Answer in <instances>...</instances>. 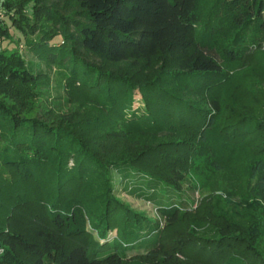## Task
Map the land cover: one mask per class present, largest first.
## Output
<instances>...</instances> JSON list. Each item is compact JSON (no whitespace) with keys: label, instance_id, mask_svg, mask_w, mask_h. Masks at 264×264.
Masks as SVG:
<instances>
[{"label":"trees","instance_id":"16d2710c","mask_svg":"<svg viewBox=\"0 0 264 264\" xmlns=\"http://www.w3.org/2000/svg\"><path fill=\"white\" fill-rule=\"evenodd\" d=\"M218 1L204 41L200 0H0V264H264V115L220 132L211 106L224 63L245 58L248 33L264 38V0ZM155 61L151 80L120 69ZM43 65L64 70L65 96ZM75 92L94 93L95 111ZM199 159L229 185L193 209ZM116 176L164 226L115 195ZM33 205L46 214L30 239L8 217ZM89 224L116 237L93 249Z\"/></svg>","mask_w":264,"mask_h":264},{"label":"rangeland","instance_id":"374dc122","mask_svg":"<svg viewBox=\"0 0 264 264\" xmlns=\"http://www.w3.org/2000/svg\"><path fill=\"white\" fill-rule=\"evenodd\" d=\"M197 14L195 16L197 34L201 40H208L212 35V28L215 24L219 22L220 19V3L218 0H200ZM249 37L247 43V54L241 62L229 63L225 62V72L226 75L221 82L219 93L216 95L217 103L216 106L211 103L212 112L217 118L216 125L221 132L222 130H230L234 128L236 124L240 127H244L248 124V119L251 117H262L264 115V38L253 37L252 32L248 33ZM212 39V38H211ZM20 51L26 56L28 60L33 59V56L29 53L26 47H20ZM50 79L51 84V96H56L57 93L62 94L67 93L69 89L62 90L65 85L64 81V70L61 68L45 67L43 65L40 67ZM122 71L129 72V74L136 71L137 76L141 80H151L153 76L158 73L160 69V63L155 61L151 66L146 67L145 64L141 65V70L137 69L133 65H124L120 68ZM68 88V87H67ZM94 93L86 92H75L72 97V102L75 103H85L87 107L95 111L96 106L93 103L92 96ZM135 107L139 108L140 111L145 109V101L142 96L136 91L135 96ZM246 118V119H245ZM250 136V135H249ZM198 170L195 173L190 174L187 178L191 180L192 183L199 184L198 187L204 186L203 193L196 190L194 193H187V201L189 199L194 200L193 209L200 207V202L203 198H208L210 196L216 197V195L222 194L223 186L229 185L228 180L222 176H216L208 169L205 164V159H199L196 162ZM117 176L115 179V195L125 201L134 210L138 212L145 213L149 217L156 219L160 222L161 226H164V221L158 214V207L155 201L150 198L139 196L140 191H134L136 195L129 193L122 189V185L116 183ZM201 185V186H200ZM188 188V187H186ZM186 188H184L186 190ZM189 189V188H188ZM242 189V185L238 184V191ZM0 202V217L5 211L1 208ZM206 215V212L200 211ZM6 214L10 215L8 211ZM46 212L41 206L33 205L25 209H21L19 213L12 215L9 221V227L17 230L18 232L24 234L30 239L37 237L36 231L39 226L42 225ZM198 216V214H197ZM189 223L187 221L177 224L172 230H165V238L170 242L171 237L177 236L179 232H186L188 230ZM91 225H88V232L86 233V241L90 247L97 249L99 244H109L116 237V232L112 231L108 234L106 239H101L98 237L96 230ZM96 240V245H91L90 241ZM145 250L140 251H129L128 257H132L136 254L144 253ZM4 250L0 244V256ZM131 262V264H149V261Z\"/></svg>","mask_w":264,"mask_h":264}]
</instances>
